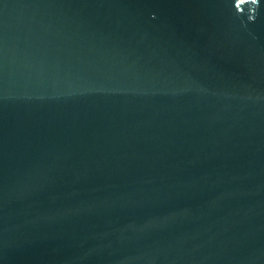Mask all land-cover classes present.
Returning a JSON list of instances; mask_svg holds the SVG:
<instances>
[{
    "label": "water",
    "instance_id": "1",
    "mask_svg": "<svg viewBox=\"0 0 264 264\" xmlns=\"http://www.w3.org/2000/svg\"><path fill=\"white\" fill-rule=\"evenodd\" d=\"M0 264H264V0H0Z\"/></svg>",
    "mask_w": 264,
    "mask_h": 264
}]
</instances>
